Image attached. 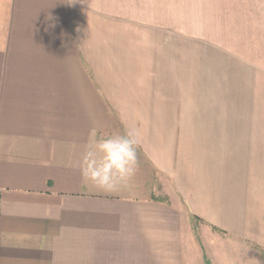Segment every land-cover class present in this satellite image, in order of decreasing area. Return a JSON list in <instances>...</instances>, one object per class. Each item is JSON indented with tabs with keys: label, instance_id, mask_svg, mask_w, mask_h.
Wrapping results in <instances>:
<instances>
[{
	"label": "crops",
	"instance_id": "1",
	"mask_svg": "<svg viewBox=\"0 0 264 264\" xmlns=\"http://www.w3.org/2000/svg\"><path fill=\"white\" fill-rule=\"evenodd\" d=\"M135 15L0 0V264H264L263 95L208 103ZM128 132L135 175L85 184L88 145Z\"/></svg>",
	"mask_w": 264,
	"mask_h": 264
},
{
	"label": "rangeland",
	"instance_id": "2",
	"mask_svg": "<svg viewBox=\"0 0 264 264\" xmlns=\"http://www.w3.org/2000/svg\"><path fill=\"white\" fill-rule=\"evenodd\" d=\"M92 1L108 12L153 20L184 57L186 87L203 89L208 103H224L226 78L234 83L235 110L243 102L253 107L258 95L264 99V0Z\"/></svg>",
	"mask_w": 264,
	"mask_h": 264
},
{
	"label": "clouds",
	"instance_id": "3",
	"mask_svg": "<svg viewBox=\"0 0 264 264\" xmlns=\"http://www.w3.org/2000/svg\"><path fill=\"white\" fill-rule=\"evenodd\" d=\"M138 134H101L88 145L80 163L83 181L112 192L126 184L138 169Z\"/></svg>",
	"mask_w": 264,
	"mask_h": 264
}]
</instances>
